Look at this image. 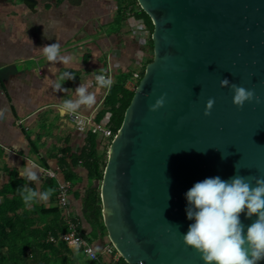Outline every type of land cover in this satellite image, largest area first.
Listing matches in <instances>:
<instances>
[{"label":"water","instance_id":"obj_1","mask_svg":"<svg viewBox=\"0 0 264 264\" xmlns=\"http://www.w3.org/2000/svg\"><path fill=\"white\" fill-rule=\"evenodd\" d=\"M22 1L32 11L56 2ZM137 1L154 25V56L97 184L104 223L128 264H204L183 241L192 223L185 193L207 177H264V0ZM224 78L260 103L236 106ZM256 218L240 214L245 228Z\"/></svg>","mask_w":264,"mask_h":264},{"label":"crops","instance_id":"obj_2","mask_svg":"<svg viewBox=\"0 0 264 264\" xmlns=\"http://www.w3.org/2000/svg\"><path fill=\"white\" fill-rule=\"evenodd\" d=\"M140 14L134 0H82L76 5L56 0L39 4L36 11L22 0H0V109L6 110L0 119V204L6 198L22 200L18 189L25 185L37 187L20 176L28 162L35 161L40 166V190L52 192L47 202H41L43 208L58 207L57 187H48L49 181L58 184L68 175L73 177L69 211L81 218V230L90 234L83 197L98 180L89 177L82 155L90 151L91 133L101 159L108 158L110 140L80 130L71 113L61 115L57 106L76 98L75 88L85 85L96 102L77 112L110 126V114L101 117V113L111 88L101 87L95 77L110 73L114 85L135 72L143 73L153 54L149 30L140 33L145 25ZM50 43L60 45L61 56L70 57L67 63L47 59L43 46ZM65 71L74 78L62 85L66 91H59L55 83ZM48 168L57 172V178L43 179ZM42 221L52 222L57 235L68 230L60 209L58 214L43 215ZM108 241V235L93 238L99 250Z\"/></svg>","mask_w":264,"mask_h":264},{"label":"clouds","instance_id":"obj_3","mask_svg":"<svg viewBox=\"0 0 264 264\" xmlns=\"http://www.w3.org/2000/svg\"><path fill=\"white\" fill-rule=\"evenodd\" d=\"M43 54L49 61L62 59L67 63L70 59L61 56L60 45L57 43L44 45ZM73 78L71 72H63L59 77L60 82L55 83V88L66 91L62 85ZM95 79L101 87L111 88V78L98 74ZM220 86L232 89L233 103L238 107L253 100L260 103V97L254 90L231 83L227 78L220 81ZM74 91L76 98L65 99L57 106L61 115L75 113L82 106L96 102L95 95L85 85L80 84ZM164 103L165 97L162 95L150 105V111L158 110ZM214 103V99L209 98L205 115L210 114ZM5 111L0 109V119L4 118ZM222 158L226 156L222 154ZM20 176L37 185H25L18 189L27 206L49 200L52 192L40 190V166L35 161H29ZM252 180L241 175H234L227 180L220 176L207 177L194 183L185 193L186 216L192 223L186 234H183V241L186 246H191L201 254L204 264H259L264 260V177H253ZM241 213L249 218L255 214L257 218L245 228L240 219Z\"/></svg>","mask_w":264,"mask_h":264},{"label":"trees","instance_id":"obj_4","mask_svg":"<svg viewBox=\"0 0 264 264\" xmlns=\"http://www.w3.org/2000/svg\"><path fill=\"white\" fill-rule=\"evenodd\" d=\"M134 1L141 9L139 18L149 30V43L153 54L148 61L150 62L154 56L152 40L154 25L151 17L140 7L138 1ZM127 80V77H123L114 83L106 99V109L101 113V117L110 114L109 125L115 133L122 126L126 110L135 94V91L126 88ZM101 117L99 121L102 119ZM89 143L90 151L82 155L85 160V167L91 179L102 181L107 158L98 157L97 142L93 133H91ZM109 147L110 143L106 149L107 156ZM67 178L73 180V177L69 175ZM10 187L14 191V187ZM48 187L56 188V181L53 179L49 181ZM58 211V207L51 210L44 209L41 202H34L31 207H28L22 200L6 198L0 204V264H109L111 261L109 257H103L99 261H89L81 253H74L67 244L54 245L47 242L48 233L56 232L53 230L54 224L52 222L43 223L42 216L55 215L58 214ZM83 213L91 227L90 234L94 239H97L100 234L108 235L103 219V205L99 187L91 185L86 190L83 197ZM82 233L83 235L86 234L83 231ZM120 260L117 264H128L123 257Z\"/></svg>","mask_w":264,"mask_h":264},{"label":"built area","instance_id":"obj_5","mask_svg":"<svg viewBox=\"0 0 264 264\" xmlns=\"http://www.w3.org/2000/svg\"><path fill=\"white\" fill-rule=\"evenodd\" d=\"M147 31L148 28L145 25L140 27V33L145 34ZM102 75L106 78H111L113 85V76L110 73ZM141 77V73H133V75L126 82V88L131 91H135ZM71 116L80 130L97 133L104 139H109L110 143L116 135L110 126L96 122L91 115H84L80 112H75L71 113ZM57 176V172L53 169L48 168L43 171V179L45 180L57 178ZM72 189L73 183L71 180L64 179L59 181L57 184V205L58 208L65 214L68 230L59 235L54 232H49L47 242L54 245H59L61 243L67 244L74 253H81L83 257L89 261H99L103 257H109L111 259L109 264H117L122 256L116 250L113 243L108 241L101 250L97 251L98 248L94 244L92 236L89 233H86L85 235L82 233L81 218L70 214L69 209Z\"/></svg>","mask_w":264,"mask_h":264},{"label":"rangeland","instance_id":"obj_6","mask_svg":"<svg viewBox=\"0 0 264 264\" xmlns=\"http://www.w3.org/2000/svg\"><path fill=\"white\" fill-rule=\"evenodd\" d=\"M17 2H21V0H16Z\"/></svg>","mask_w":264,"mask_h":264}]
</instances>
